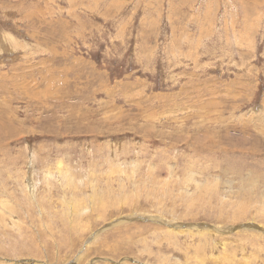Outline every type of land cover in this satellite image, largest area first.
Wrapping results in <instances>:
<instances>
[{"label": "rangeland", "instance_id": "obj_1", "mask_svg": "<svg viewBox=\"0 0 264 264\" xmlns=\"http://www.w3.org/2000/svg\"><path fill=\"white\" fill-rule=\"evenodd\" d=\"M0 264H264V0H0Z\"/></svg>", "mask_w": 264, "mask_h": 264}, {"label": "bare ground", "instance_id": "obj_2", "mask_svg": "<svg viewBox=\"0 0 264 264\" xmlns=\"http://www.w3.org/2000/svg\"><path fill=\"white\" fill-rule=\"evenodd\" d=\"M59 163H61V162L59 161ZM62 173H68V171H64V170H62ZM31 183H32V182H31ZM33 186H34V185H33ZM156 217H157V216H156ZM156 217H154V218H155V219H154L155 221H157V222H158V221H160V222H166V219H163L162 217H160V218H162V219H157ZM124 221H125V220H123V219H119V220H116V221L114 222V224H117V223H119V222H124ZM150 221H151V220H150ZM181 225H182V224H180L179 226L181 227ZM179 226L176 225L175 227H177L178 229H181V228H179ZM203 227H204V226H203ZM170 228H172V227H170ZM177 228H174L173 231H175V230L177 231ZM193 229H194V228H193ZM188 230H189V229H188ZM188 230H187V231H188ZM190 231H191V230H190ZM202 231H203V230H200L199 233L202 234V233H203ZM166 233L170 236L172 232H170V233H169V232H166ZM172 236H173V234H172Z\"/></svg>", "mask_w": 264, "mask_h": 264}]
</instances>
